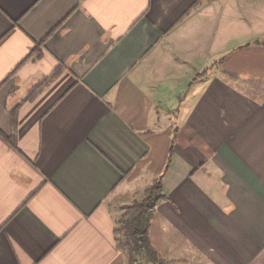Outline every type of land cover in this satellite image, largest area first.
Wrapping results in <instances>:
<instances>
[{
  "label": "crops",
  "instance_id": "crops-1",
  "mask_svg": "<svg viewBox=\"0 0 264 264\" xmlns=\"http://www.w3.org/2000/svg\"><path fill=\"white\" fill-rule=\"evenodd\" d=\"M149 176L166 263L264 264V0H0V264H131Z\"/></svg>",
  "mask_w": 264,
  "mask_h": 264
},
{
  "label": "trees",
  "instance_id": "trees-1",
  "mask_svg": "<svg viewBox=\"0 0 264 264\" xmlns=\"http://www.w3.org/2000/svg\"><path fill=\"white\" fill-rule=\"evenodd\" d=\"M41 86L39 88H42ZM36 91L32 95L36 94ZM163 197L162 179H159L147 190L144 199L136 201L126 210L128 218H121L118 222L116 241L119 247L128 253L131 264H138L141 259L155 264H168L158 255L149 237L150 219L156 204Z\"/></svg>",
  "mask_w": 264,
  "mask_h": 264
},
{
  "label": "rangeland",
  "instance_id": "rangeland-1",
  "mask_svg": "<svg viewBox=\"0 0 264 264\" xmlns=\"http://www.w3.org/2000/svg\"><path fill=\"white\" fill-rule=\"evenodd\" d=\"M149 178H150V180H147L145 183H143L142 185L139 186L138 193L136 194V198L139 201L146 197L147 190L150 189L155 184V181H153L155 176H153V178H152V176H149ZM125 209L126 208H124V210H123V209H121V207L117 209V213H118L117 217L119 220L121 218L122 219L128 218L129 215ZM118 222H120V221H118ZM118 222H117V225H118Z\"/></svg>",
  "mask_w": 264,
  "mask_h": 264
}]
</instances>
